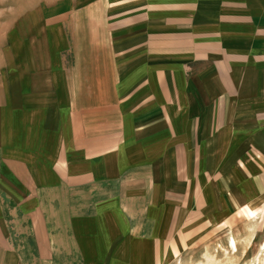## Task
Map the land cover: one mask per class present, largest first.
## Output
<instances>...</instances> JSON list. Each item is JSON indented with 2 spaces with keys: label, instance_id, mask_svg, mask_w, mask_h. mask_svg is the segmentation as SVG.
Instances as JSON below:
<instances>
[{
  "label": "crops",
  "instance_id": "1",
  "mask_svg": "<svg viewBox=\"0 0 264 264\" xmlns=\"http://www.w3.org/2000/svg\"><path fill=\"white\" fill-rule=\"evenodd\" d=\"M67 3L96 34L40 5L0 36V264H161L264 195V0Z\"/></svg>",
  "mask_w": 264,
  "mask_h": 264
},
{
  "label": "rangeland",
  "instance_id": "2",
  "mask_svg": "<svg viewBox=\"0 0 264 264\" xmlns=\"http://www.w3.org/2000/svg\"><path fill=\"white\" fill-rule=\"evenodd\" d=\"M40 5L56 8L58 21L82 39L89 32L92 36L96 34L92 30L101 20L99 13L81 10L71 13L67 0H0V36L8 25L25 17L28 9ZM237 185L241 186V182ZM223 189L227 193L220 190L225 195L218 197L221 204L207 211L209 215L205 212L202 220H193L187 236L179 239L175 236L173 252L168 251L161 264H264V195L251 197L248 205L238 204L235 185L234 196L229 188Z\"/></svg>",
  "mask_w": 264,
  "mask_h": 264
},
{
  "label": "bare ground",
  "instance_id": "3",
  "mask_svg": "<svg viewBox=\"0 0 264 264\" xmlns=\"http://www.w3.org/2000/svg\"><path fill=\"white\" fill-rule=\"evenodd\" d=\"M232 245H233V247H234V248H236V246H235V243H234V242L232 243Z\"/></svg>",
  "mask_w": 264,
  "mask_h": 264
}]
</instances>
